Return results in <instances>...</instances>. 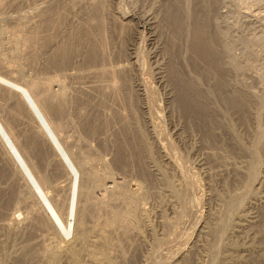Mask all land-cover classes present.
Instances as JSON below:
<instances>
[{
	"label": "rangeland",
	"instance_id": "rangeland-1",
	"mask_svg": "<svg viewBox=\"0 0 264 264\" xmlns=\"http://www.w3.org/2000/svg\"><path fill=\"white\" fill-rule=\"evenodd\" d=\"M172 1L174 2L0 0V72L8 77L14 74L16 79L18 74L14 67L25 68L32 77L57 80L53 81L54 89L64 95L68 93L66 95L71 96L70 99L78 97L79 93L87 92L97 101L95 98L100 99L98 88L106 91L103 87L107 78L96 74L94 77L91 72V76L82 77L84 81L90 78L93 83L100 79V86H97V81L94 89L88 86V80L84 82L81 77H77L81 79L77 80L68 73L83 66L100 63L90 61L89 58V63L87 62L91 44L101 48L106 66L116 69L122 64V71L117 69V73L115 72L118 96L106 98V110L101 107L102 115L105 114L104 117L108 120L111 118L108 123L110 125L107 126L108 131H104L107 132L106 135L104 133L100 137L92 134L90 136L75 105L65 106L67 111L69 109L67 114H70L65 117L66 125L68 123L67 131L72 138H69V148L78 157L83 156L85 151V155L98 158L95 163L101 176L106 178L108 175V180L115 176L117 180L127 183L119 188L120 194L122 193H118L120 197L131 198V192L138 187L135 185L140 183L137 205L149 211L143 215L145 218L140 215L136 217L135 223L139 220L137 224L140 226L134 224L138 231L140 230V235L133 232L128 239H119L122 256L116 254L114 264H172V261L177 259L181 264H264V0H218L224 4L221 11L223 12V7L224 11H229L225 23L231 27L232 32L230 31L225 40L232 47L233 57H242V36L263 40L254 45L253 58L243 59V69L227 70L230 76L228 80L222 76V72L215 74L210 61L196 50L194 52L191 44L192 27L197 14L203 13L201 22H207L208 11H211L207 3L201 0L174 2L181 4L177 13L180 16H175L176 20L168 12V7L166 8V3ZM211 2L215 4V0ZM122 14H133L134 18L124 21L121 19ZM205 28L210 33L211 29ZM84 31L88 33L86 37ZM19 35L21 36L18 37ZM68 40H71L73 47L69 53L72 60L67 65L69 67L65 66L68 68L67 72L65 69L60 71L54 61L60 55V47ZM213 47L221 50L217 43H214ZM12 68L14 72L11 71ZM60 72L62 74H59ZM174 72L182 75L184 81H189L192 85L194 83L196 90L194 92L193 88L190 95L194 97L198 92L200 97L196 113L175 101L178 88ZM64 73H67V79ZM81 83L87 84L84 87L87 89L83 90L84 85ZM226 83L227 87L223 85ZM93 93L98 96L95 97ZM239 95L245 100L240 99L243 101L236 104L233 100L241 98ZM9 100L8 97L1 99L5 110L10 114L13 110L10 104L12 100ZM108 104L111 105L110 108ZM113 108L124 111L126 120L130 121L135 133L132 137V132H127L131 146L125 149L128 152V155H125V167L116 163L115 151L120 147V125L112 114L116 111H113ZM18 118L14 119L17 132L21 134L20 139L27 146L26 154L37 167L38 173L41 172L50 178L52 184L48 185V189L52 191L55 183L62 179H59L56 172L57 161L54 159H58L50 153L48 157L38 154L36 146L46 141L41 142L42 139L32 135L25 121L19 116ZM100 138L104 140L100 141ZM160 143L164 146L165 153L162 152ZM1 147L0 143V264H17L16 261L31 245L38 246L35 260L33 258L34 263L46 264L52 251L49 248L52 234L49 235L50 231L47 229L41 230L34 207L32 210L36 216L31 213L34 201L26 202V190H22L25 195L21 192V189H25L23 181L19 178L17 168L6 154L5 148ZM139 159H142L141 162ZM157 163L161 166L162 173L154 170ZM68 186H65L64 198L67 197ZM104 186L103 192L106 195L114 193L110 181ZM21 194L25 199H21ZM115 194L117 195H113ZM236 197H239L242 204ZM17 200L21 203L17 208L20 207L19 211L23 212V217L12 226L7 220L11 228L4 227L1 225L2 216L8 210L11 213L16 208ZM99 206L97 203L92 204V211L103 216L105 211ZM29 211L30 217L27 213ZM70 238L63 243L68 244L72 240ZM184 253L185 256L181 257ZM63 261L61 259L59 263L66 264Z\"/></svg>",
	"mask_w": 264,
	"mask_h": 264
},
{
	"label": "bare ground",
	"instance_id": "bare-ground-1",
	"mask_svg": "<svg viewBox=\"0 0 264 264\" xmlns=\"http://www.w3.org/2000/svg\"><path fill=\"white\" fill-rule=\"evenodd\" d=\"M176 1H178V0H174V2H176ZM201 1L204 3H207V6L209 7V9L211 11L210 12L208 11L209 14L207 17V22H201L202 18H203L202 17L203 13L201 14L199 12V14H197L198 16L194 20L195 21L194 26L192 27L193 30H192L191 44L194 48V52L196 50V52L200 53V55H203L207 60L210 61V63L212 64V67H214V69L216 70L215 71L213 69L215 74H219V72H222V74H223L222 76L228 80V77L230 78V76H229V73L227 70H230L231 68H233L235 70L243 69V67L245 66V65H243V59L253 58L255 56V53H254L255 51L253 48L254 45L261 43L263 40L261 38L257 40L256 37L254 40V39H250L248 36H246V37L242 36L240 38V41H241L240 44H242L244 46V49H243L242 55H241L242 57H240V58L233 57L231 54L232 47H231V45L227 44V42L225 40L226 37L228 36V34L230 35L231 27L227 23H225L227 20L226 16L228 15L229 11H224L225 10L224 7H223V12L221 11L222 6L224 5L223 4L224 1L222 0L223 2L222 1L220 2L218 0H215L214 5L212 4L211 0H201ZM212 1H214V0H212ZM172 2H168V3H170V5L168 3H166V8L168 7V10H169L168 12L171 13L173 19L177 20V18L180 16V15H177V13H179L178 11H179L181 4L178 5V3H174V2H173L174 3L173 4ZM225 8H227V7L225 6ZM203 10H204V8H203ZM200 11H202V10H200ZM175 16H177V18ZM187 16H189V15L187 14ZM133 18H134L133 14L132 15L122 14L121 15V19L124 21H130ZM178 21H179V19H178ZM178 21H176V22H178ZM180 23H182V22H180ZM181 26H182V24H181ZM205 27H208V30L211 29L210 33H208V31H206ZM86 35H88V33H87V31H84V36L86 37ZM260 35H259V37H262ZM20 36L21 35H19L18 37H20ZM73 38H72V40L75 39V38L74 39ZM214 43H217L219 45V47L221 48V50H219V48H216V47L214 48L213 47ZM72 45H73V43L71 42V40H68L66 43H63V45L59 49L60 55H59L58 59L54 62L57 63V66L60 67V69H61L60 71H63L64 69H65V71L68 70L67 67H69V66H67V65L72 60L71 55H69V53L72 50L71 47H73ZM91 45L92 46L90 47V50H89L88 56H87V62L89 63V61H88V58H89L90 61H98L100 63L96 64L93 62L95 65L93 64V65H87V66L80 67V69L78 68L76 71L72 70V72H69L68 75L70 77H73V78L76 77L77 80L80 79V78L78 79L77 77H81V79H82V77L83 78L85 76L87 77V75L91 76V73L94 74V77L96 74L98 76H102V77L107 78V80H106L107 82L105 81V85L103 84L105 87L102 86V83L105 79L101 83V87L106 88V91L105 90L103 91L102 88H98L100 86L101 80L99 79V81H98L95 78H93L96 80V81L94 80L96 83H97V81L99 82V84H97V86L99 85L97 88L100 92V94L98 93L100 95V99H99V97H98V99L95 98L97 101L99 100L98 102L94 101V99H93L94 97H91L90 95H88L90 93L86 92L87 93L86 94L83 91H82L83 93H79V94L77 93L78 97L74 95L76 98L73 99V97H72L70 99L69 97H71V96L68 97L66 95L68 93L65 92L66 94L64 95V93H58L56 91V89H54L55 88V87H53V81L54 80H52V79L51 80L50 79L43 80V79H38L39 77L38 78L32 77L30 74H28V72L25 68L24 69H22V68L18 69L19 67H17V68L14 67L15 69L12 68L11 71H13V69H14L15 72L18 74V77L16 76L17 77L16 79L13 77L14 74H12V73L11 74L13 76L8 77L5 74L0 72V143L2 144V147L5 148V150L7 152L6 154H8L9 157L12 159L15 167L17 168V174L19 175V178L23 181L22 185L24 187L21 186V188L23 187L25 189H21V192L24 193L25 191L23 192L22 190H26L27 195H25V193L23 194L26 196V199H27L26 202L28 200H29V202L31 200L34 201L33 204L31 203L32 205L31 204H29V205H31L30 210H32V208L34 207V212L37 213V216L35 215L37 217V220L39 221L37 223L40 224L41 230H42V228H43V230L47 229L48 231H50L49 235L52 234V235H50V236H52V237H50V239L52 241L50 240L51 242H50V247H49V248H51L52 251H51L50 257L47 258L48 261L46 264H62V263H59L61 261V259H63L64 260L63 262H65L66 264H114L113 260H114V258H116L115 255L117 254V256H122L121 255L122 250H121V246L119 244V239L122 238V239L126 240L129 238V236L133 232H135L136 235H140V230L138 231V228L135 227V224H137L139 221V220H137V223H135L136 217L138 215H140V217H142L143 215H146L149 212L148 210H146V208L140 207V206L138 207V205H137V202L139 201L138 200L139 199V190L138 189H139L140 183L135 185L136 187L137 186L138 187L136 189H134L133 192H131V195H132V197L130 196L131 198H128V197L123 198L122 196L120 197L119 195H121L122 193L120 194L119 188L124 187V185H126L127 183H123L122 180L121 181L117 180V177H115V176L111 177V179L109 178L110 180L106 179L108 175L107 176L105 175L106 178L101 176V173H99L100 171L97 170V167H96L97 164L95 163V159H98V158H95V157L92 158L93 157L92 155H91L92 157L90 155H85V153H84L85 151L83 152L84 155L82 154L83 156L78 154L81 156V157H78L74 153V151L71 150V148H69L71 146H68V143L70 142V140H72V138H70L71 136L68 134V131H67L68 130V126H67L68 123L66 125V120H65V117L67 118V115L69 114V113L67 114V112L69 111V109L67 111V107L70 105L71 106L75 105L76 109L79 110L80 115H81V119L80 118L79 119L81 120L83 126L88 129L87 131L90 132V136L92 134V135L100 137V135L104 134L105 133L104 131H106L108 129L107 126L110 125L108 123H109V120L111 119L110 118L108 120V118L106 119V117H104L105 114H104V116L102 115L103 109L101 107L104 108V106L106 105V98L107 97L116 98V96H118V93H117L118 90L116 89L117 77H115V72L117 69L121 70L122 64L119 65L120 67H118L116 69L115 68L111 69V67L106 66L107 64L105 65L104 55L100 51L101 48L99 49L96 44H91ZM256 54H257V52H256ZM1 63H2V61H1ZM127 64H129V63H127ZM124 65H126V64H124ZM65 66H67V67L65 68ZM227 66H229L230 68H228ZM132 67H133V65H132ZM90 70H93V71H90ZM224 70H226L225 73L223 72ZM89 72H91V73L89 74ZM59 74H62V73L60 72ZM66 74L67 73L63 74V75H65V78L67 77ZM119 74H120V72H119ZM173 76H174V79L176 80L177 88H178L177 93H176V97H175V101H177V103L180 102L179 104H181V106L186 108L187 110H192L191 112L196 113L197 112V110H196L197 102L200 99V97L198 95L199 94L198 92H197L198 97H196L197 96L196 93H195V95L193 94L194 97H192L190 95V91L193 90V88H194V90H193L194 92L196 90L194 87L195 86L194 83L192 85V83H189V81H184V77L182 75H180L178 72H174ZM40 77H42V76H40ZM89 79H87L88 81L85 79V81L89 82V84H88L89 87L94 88L96 83L95 82L93 83V81H91ZM56 81L57 80H55L54 82H56ZM81 84H83V83H81ZM81 84L80 85L78 84L79 87L80 86L82 87ZM78 85H76V86H78ZM85 85H87V84H85ZM85 85L83 86V90L87 89V87L84 88ZM142 85H144V84L142 83ZM223 85L225 87H227L228 84L226 83ZM138 86H140V85L138 84ZM144 86H146V85H144ZM140 88H142V87H140ZM75 89H78V88H75ZM146 89H145V91H146ZM80 90H82V88ZM91 90H92V88H91ZM91 90H89V91L91 92ZM224 93H222V94H224ZM93 94H95V97L98 96L96 93H93ZM5 97L6 98L8 97V99L12 100V103H10V104H12L11 108L13 110V113H10L11 115L9 114V112L7 110H5L6 107L4 108V106H3L4 104H2L1 99L5 98ZM239 97H241V96L239 95ZM178 98H179V100H178ZM240 99H243V98L242 97L239 99L237 98L233 101L235 103L237 102L236 104H238V102L241 103V101L245 100V99H243V100H240ZM117 100L118 99H116V101ZM111 101H112V99H111ZM113 101H115V99ZM233 101L231 100V102H233ZM95 102H97V103H95ZM110 104H108L109 108L114 103H112L111 105ZM66 105H67V107L65 109ZM115 108H113V111ZM125 108H127L126 105H125ZM129 109H131V108H129ZM104 110H106V109L104 108ZM107 110H108V108H107ZM9 111H11V109ZM111 111H112V109L110 110V112ZM104 113H105V111H104ZM107 114H109V113H106V115ZM112 114L114 115V117L117 121L114 118L113 119L119 123L118 125H120L119 131H118L120 133L119 134L120 139L118 138V140H120V141H118L120 147H117V148L115 147L116 148V151H115L116 163L125 167L126 161H127V160L125 161V155H128V152H126L125 149H127V148H129V146H131V141L129 140L128 134H130L132 132L130 136L134 137L133 134H135V133H134V131H132L133 126L130 123V121L126 120L124 111H122L121 109L120 110L118 109V110L114 111ZM112 114H110V116ZM18 116L21 118V120L25 121L24 123L27 124L28 129L31 131L30 133H32V135L39 138L40 140L42 139L41 142H44L43 140L46 141L42 144L38 143V145L36 146V151L38 152V154H41L42 155L41 157H44V156L48 157L49 156L48 154L50 153V154H53L54 158L56 157V159H58V160H55L53 158L54 161H57V163L55 165L56 172H58L59 179L60 178H62V179L58 180L55 183L54 188H53V186H51L53 188L52 191L50 189H48L50 187L48 185L52 184L50 182V178L45 174H41V172L38 173V171L36 170L37 167L33 164V161L31 160V158H29V156L26 154L27 153V146L24 143V141H22L20 139L21 134L19 135L20 132L19 133L17 132V124L15 123V120L18 118ZM13 117L16 119H14ZM115 121H113V122H115ZM127 132H128V134H127ZM106 133H105V135H106ZM69 138H70V140H69ZM100 139H101L100 141L104 140L102 138H100ZM134 140H135V138H134ZM38 142H40V141H38ZM161 143H164V142H161ZM161 143L159 144V146H161V148L163 149V151L162 150L161 151L165 153V148ZM45 144H47V147L45 146ZM116 145H117V142H116ZM132 145H134V144L132 143ZM164 145H167V144H164ZM136 146H134V147H136ZM165 147H167V146H165ZM137 148L139 149L141 147H137ZM137 148H136V150H137ZM76 149H77V147H76ZM51 150H52V153H51ZM130 150H131V148H130ZM167 150L168 149H166V151ZM132 151L133 150H131V152ZM138 152H140V150ZM168 152H170V151H168ZM29 153L30 152H28V154ZM131 158H133V157H131ZM172 159H174V158H172ZM172 159H171V161H172ZM47 160L49 162H51L49 158ZM141 160L139 162H141ZM171 161H170V164H172ZM173 161L177 162L176 160H173ZM100 164H101V162H100ZM139 164H141V163H139ZM158 164L159 163H157V166L154 165L155 169L154 168L153 169L156 172H161L162 171L161 166H159ZM176 164H178V163H176ZM105 167H107V166H105ZM140 167H142V166H140ZM143 169H144V167L142 168V170ZM42 170L43 169H41V171ZM109 175H111V174H109ZM251 178H252V176H251ZM107 180L110 181V183H112V185L114 187L113 192L117 193V195L116 194L113 195L114 194L113 193L112 195L108 196V195H106V193L103 192V191H105L104 185L108 183ZM65 186H68L67 187L68 193L66 194L67 195L66 198L63 197V192H65ZM141 186H142V184H141ZM111 190H112V187H111ZM19 193H20V191H19ZM118 193H119V195H118ZM21 195H19V197ZM25 196H23V198H21V197L20 198L25 199L24 198ZM126 196H129V195H126ZM177 196H178V193H177ZM177 196H176V198H177ZM236 198H237L236 199L237 201L240 200L239 197H236ZM21 202H23V200ZM24 203H25V201H24ZM94 203H97V205L99 204L101 206V208L105 211V214L103 216L100 214H94L95 212L92 211L93 210L92 204H94ZM240 203L242 204V202H240ZM18 204H21V203L18 202V200H17V202L15 203L16 208H14V210L11 213H9L8 212L9 210H8L7 213L4 216H2L3 222L1 223V225H3L4 227L9 226V225L12 226L13 223L17 224L18 222H20L21 218L23 217V215H22L23 212L19 211L20 207H19V209L17 208ZM236 204H238V202ZM241 204H240V206H241ZM231 205L233 206V204H231ZM238 206H239V204H238ZM234 207H232V209ZM5 210H7V209H5ZM30 212L31 211L27 212V213H29L28 217H30ZM0 213H2V212H0ZM31 213L33 214V210ZM36 213H34V214H36ZM34 214H33V216H34ZM143 217L145 218V216H143ZM141 219L142 218H140V220ZM7 220H9L11 222V223H9V225L7 223ZM16 224H14V225H16ZM138 226H140V225H138ZM37 227H38V225H37ZM6 228H8V227H6ZM38 229H39V227H38ZM38 229H37V231H38ZM139 229H140V227H139ZM70 235H71L72 240L68 244H64L63 242L66 239H69ZM40 247H39V249H40ZM36 249L38 251V246L31 245L30 247H28L25 250V252L21 255V257L16 261V263L17 264H27V263L28 264L29 263L35 264L34 260L36 258L35 254L37 253ZM47 251H49V250H47ZM183 256H185V253L181 257H183ZM33 258H34V260H33ZM172 262H171L172 264H181L182 263L178 259H177V261H172Z\"/></svg>",
	"mask_w": 264,
	"mask_h": 264
}]
</instances>
